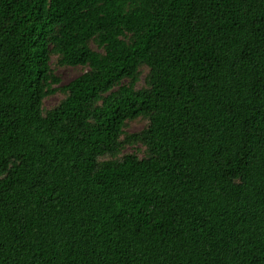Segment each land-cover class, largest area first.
Listing matches in <instances>:
<instances>
[{
    "label": "trees",
    "instance_id": "trees-1",
    "mask_svg": "<svg viewBox=\"0 0 264 264\" xmlns=\"http://www.w3.org/2000/svg\"><path fill=\"white\" fill-rule=\"evenodd\" d=\"M0 264H264V0H0Z\"/></svg>",
    "mask_w": 264,
    "mask_h": 264
},
{
    "label": "rangeland",
    "instance_id": "rangeland-1",
    "mask_svg": "<svg viewBox=\"0 0 264 264\" xmlns=\"http://www.w3.org/2000/svg\"><path fill=\"white\" fill-rule=\"evenodd\" d=\"M53 62H54V59L52 58V60L50 62L51 69H52L54 75L56 77H58L59 85L68 84L71 80L76 78L83 71V69L79 68V67H76V68L56 67V66H54ZM60 99H61L60 94H55L53 96H49L48 98H46L43 101V106L45 108H50V107L54 106ZM143 124L144 123L141 121L131 122L126 126L125 132L129 133V134L133 133V132H137L142 128ZM133 151H134V148H132V147H126L125 148V152H127V153H131Z\"/></svg>",
    "mask_w": 264,
    "mask_h": 264
}]
</instances>
